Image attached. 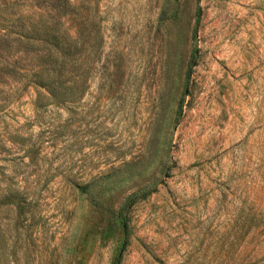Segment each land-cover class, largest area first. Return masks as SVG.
I'll return each mask as SVG.
<instances>
[{
	"label": "rangeland",
	"instance_id": "obj_1",
	"mask_svg": "<svg viewBox=\"0 0 264 264\" xmlns=\"http://www.w3.org/2000/svg\"><path fill=\"white\" fill-rule=\"evenodd\" d=\"M57 6L63 104L20 33ZM0 264H264V0H0Z\"/></svg>",
	"mask_w": 264,
	"mask_h": 264
},
{
	"label": "trees",
	"instance_id": "obj_2",
	"mask_svg": "<svg viewBox=\"0 0 264 264\" xmlns=\"http://www.w3.org/2000/svg\"><path fill=\"white\" fill-rule=\"evenodd\" d=\"M59 8L52 7L41 9L40 11L53 16L51 21L30 22L26 25L21 23L20 33L27 41V45L35 53L37 61L36 67L32 73V84L47 91L49 96L58 103L73 102L75 94V85L77 79L85 84L86 71L79 69L75 71V62L77 54L81 51L82 56L85 50V42L81 44L77 39L64 34L56 21ZM16 15V14H14ZM201 10L198 8L196 13V25L200 20ZM81 58V57H80ZM151 193H145L141 197L133 198L129 207L133 206L141 199H146ZM124 243L122 249L125 250L128 245V223L124 220ZM121 254L117 258L119 263Z\"/></svg>",
	"mask_w": 264,
	"mask_h": 264
}]
</instances>
